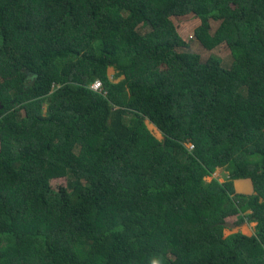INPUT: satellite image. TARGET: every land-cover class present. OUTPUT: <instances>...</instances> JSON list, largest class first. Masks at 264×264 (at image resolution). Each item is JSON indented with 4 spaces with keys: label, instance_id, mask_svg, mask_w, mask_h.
<instances>
[{
    "label": "trees",
    "instance_id": "16d2710c",
    "mask_svg": "<svg viewBox=\"0 0 264 264\" xmlns=\"http://www.w3.org/2000/svg\"><path fill=\"white\" fill-rule=\"evenodd\" d=\"M154 261L264 264V0H0V264Z\"/></svg>",
    "mask_w": 264,
    "mask_h": 264
},
{
    "label": "rangeland",
    "instance_id": "374dc122",
    "mask_svg": "<svg viewBox=\"0 0 264 264\" xmlns=\"http://www.w3.org/2000/svg\"><path fill=\"white\" fill-rule=\"evenodd\" d=\"M175 24L177 25L179 32L181 36L190 44V47L187 49V51L193 52V53H199L202 55L204 59H208L212 54L218 58H220L223 62V65L225 68L230 69L233 66L234 59L232 57L231 52L226 46H221L218 49H215L212 52H208L204 49L203 45L196 39V30L202 25V21L197 18L195 15H189L184 17H175L173 18ZM213 32H215L218 27L219 23L213 22ZM110 79L117 83L121 79H124V77L118 78L117 80H114L113 77L115 76V70L109 71ZM149 129L151 132L159 137V140H162V133L150 122L146 121ZM191 149L194 148L192 146H189ZM78 152V150H77ZM229 176V171L227 169H219L213 176L207 177V181H211L213 178L219 179L221 182L225 181V178ZM69 183L68 179L61 178L52 180L51 184L52 187L57 190L61 186H67ZM239 220V217H230L226 220V223H229L230 225L237 226L235 229L226 227L225 229V235L229 236L234 233L242 232L247 235L254 234L255 227L258 225L256 222H249L247 220H244V222L240 225L237 224V221Z\"/></svg>",
    "mask_w": 264,
    "mask_h": 264
},
{
    "label": "crops",
    "instance_id": "0c3cea01",
    "mask_svg": "<svg viewBox=\"0 0 264 264\" xmlns=\"http://www.w3.org/2000/svg\"><path fill=\"white\" fill-rule=\"evenodd\" d=\"M236 188H237V191L240 193L253 194L255 192V186L251 180L237 181Z\"/></svg>",
    "mask_w": 264,
    "mask_h": 264
},
{
    "label": "built area",
    "instance_id": "2783aa9c",
    "mask_svg": "<svg viewBox=\"0 0 264 264\" xmlns=\"http://www.w3.org/2000/svg\"><path fill=\"white\" fill-rule=\"evenodd\" d=\"M91 90L95 93H99V94H102L103 93V86H102V83L100 81H97L95 82L92 87H91ZM194 147V146H192Z\"/></svg>",
    "mask_w": 264,
    "mask_h": 264
},
{
    "label": "water",
    "instance_id": "95a60500",
    "mask_svg": "<svg viewBox=\"0 0 264 264\" xmlns=\"http://www.w3.org/2000/svg\"><path fill=\"white\" fill-rule=\"evenodd\" d=\"M154 125V124H153ZM155 126V125H154ZM156 127V126H155ZM157 128V127H156ZM158 129V128H157ZM159 130V129H158ZM160 131V130H159ZM161 132V131H160ZM157 137V136H156ZM159 139V137H157ZM162 139H164V137L162 136ZM247 221H249V219H247ZM225 227H228V228H232V229H235L237 226H233V225H230L229 223H225ZM247 235V234H246ZM248 236H252V235H248Z\"/></svg>",
    "mask_w": 264,
    "mask_h": 264
},
{
    "label": "clouds",
    "instance_id": "9594fccd",
    "mask_svg": "<svg viewBox=\"0 0 264 264\" xmlns=\"http://www.w3.org/2000/svg\"><path fill=\"white\" fill-rule=\"evenodd\" d=\"M153 264H158V262L157 261H154Z\"/></svg>",
    "mask_w": 264,
    "mask_h": 264
}]
</instances>
